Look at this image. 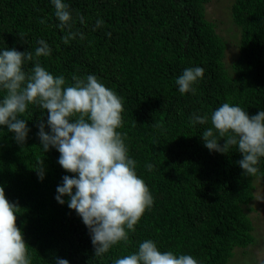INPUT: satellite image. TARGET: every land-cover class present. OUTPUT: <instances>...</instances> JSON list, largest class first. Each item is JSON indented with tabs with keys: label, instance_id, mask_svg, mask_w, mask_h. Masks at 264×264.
<instances>
[{
	"label": "trees",
	"instance_id": "obj_1",
	"mask_svg": "<svg viewBox=\"0 0 264 264\" xmlns=\"http://www.w3.org/2000/svg\"><path fill=\"white\" fill-rule=\"evenodd\" d=\"M210 1L66 0L73 23L61 29L50 0H0V49L34 54L41 39L51 49L49 56H34L26 70L39 62L67 85L74 75L94 74L122 98L117 131L154 200L127 242L95 256L82 218L55 199L63 177L74 174L59 165L57 150L42 151L38 124L47 114L30 105L20 117L30 129L23 147L0 126V186L20 207L16 225L32 264H54L57 257L69 264H114L145 239L199 264H243L255 244L249 206L256 180L264 184V159L256 175H242L235 146L227 154L210 152L200 137L210 120L193 125L190 118L210 117L225 102L249 115L264 110V0H234L239 54L229 62L228 42L207 19ZM97 20L103 21L99 27ZM196 66L204 69L203 78L194 94L181 95L175 79ZM41 161L42 181L36 171Z\"/></svg>",
	"mask_w": 264,
	"mask_h": 264
},
{
	"label": "clouds",
	"instance_id": "obj_2",
	"mask_svg": "<svg viewBox=\"0 0 264 264\" xmlns=\"http://www.w3.org/2000/svg\"><path fill=\"white\" fill-rule=\"evenodd\" d=\"M61 29L73 23L66 0H50ZM83 21V18H80ZM43 23V20L41 21ZM103 21L97 20L96 27ZM67 42V40H66ZM35 52L15 48L0 49V126L13 133L23 147L30 129L21 119L30 105L44 110L47 119L38 124L37 133L43 152L54 148L58 163L68 173L57 186L55 199L75 210L88 228L94 254L103 257L120 242H127L154 200L145 181L136 171V161L128 154L122 127V98L101 83L97 76H73L67 85L64 76H54L39 62L26 65L35 57L49 56L51 49L41 39ZM202 67H188L175 79L181 95L195 93L203 78ZM193 125L209 120L211 127L200 135L210 152L227 154L235 146L241 154L237 162L242 175L254 176L264 159V110L249 115L242 107L228 102L211 115L194 113ZM48 129L47 131L45 129ZM0 135L3 128L0 127ZM223 140V144L220 141ZM148 171L153 165L147 164ZM38 179L45 177L42 161L36 168ZM67 197V201H65ZM20 207L11 203L0 186V264H32L23 232L16 225ZM54 264H69L56 258ZM114 264H199L188 254L161 251L152 239L139 243L132 253L115 259Z\"/></svg>",
	"mask_w": 264,
	"mask_h": 264
},
{
	"label": "rangeland",
	"instance_id": "obj_3",
	"mask_svg": "<svg viewBox=\"0 0 264 264\" xmlns=\"http://www.w3.org/2000/svg\"><path fill=\"white\" fill-rule=\"evenodd\" d=\"M233 2L234 0H211L206 9L208 21L216 26L218 34L228 42L226 62L236 59L239 54L236 45L239 40V32L235 26H232L231 8ZM249 208H254L253 212H249V215L255 225V244L248 248L249 251L246 259H243V264L245 261L252 260L251 252L256 251L254 254L256 253L257 257L264 254V184L260 180L255 182V200Z\"/></svg>",
	"mask_w": 264,
	"mask_h": 264
},
{
	"label": "crops",
	"instance_id": "obj_4",
	"mask_svg": "<svg viewBox=\"0 0 264 264\" xmlns=\"http://www.w3.org/2000/svg\"><path fill=\"white\" fill-rule=\"evenodd\" d=\"M259 245V244H258ZM257 245V246H258ZM256 252V251H254ZM254 252H251V257H252V260L251 261H245L244 264H264V254L261 256L259 255L258 257L255 256ZM264 252V251H263ZM247 256V255H246Z\"/></svg>",
	"mask_w": 264,
	"mask_h": 264
}]
</instances>
